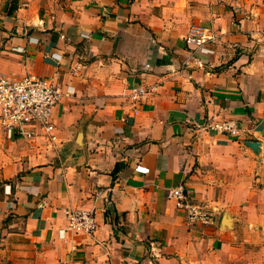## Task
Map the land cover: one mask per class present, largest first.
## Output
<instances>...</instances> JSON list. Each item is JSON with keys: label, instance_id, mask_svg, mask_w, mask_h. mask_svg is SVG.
<instances>
[{"label": "crops", "instance_id": "1", "mask_svg": "<svg viewBox=\"0 0 264 264\" xmlns=\"http://www.w3.org/2000/svg\"><path fill=\"white\" fill-rule=\"evenodd\" d=\"M30 73L74 93L50 135L0 130V264H264V0H0V76Z\"/></svg>", "mask_w": 264, "mask_h": 264}, {"label": "built area", "instance_id": "2", "mask_svg": "<svg viewBox=\"0 0 264 264\" xmlns=\"http://www.w3.org/2000/svg\"><path fill=\"white\" fill-rule=\"evenodd\" d=\"M96 1V0H88ZM208 36L199 26H191L185 40L204 50ZM74 93L72 86L57 84L51 79L35 74L21 78L0 76V130L8 138L32 139L38 130L50 135L54 129L51 121L52 111L62 98ZM141 91L132 89L131 97L137 99ZM217 132L235 134L237 122L233 119L211 121L206 126ZM53 139V136H50ZM167 197L185 211V221L189 225L208 224L214 220L213 210L202 202L194 200L184 183L167 190ZM66 228L75 232L93 234L97 221L92 208H72L63 210ZM115 264V263H113Z\"/></svg>", "mask_w": 264, "mask_h": 264}, {"label": "water", "instance_id": "3", "mask_svg": "<svg viewBox=\"0 0 264 264\" xmlns=\"http://www.w3.org/2000/svg\"><path fill=\"white\" fill-rule=\"evenodd\" d=\"M249 144L252 146V147H256V142H249Z\"/></svg>", "mask_w": 264, "mask_h": 264}, {"label": "rangeland", "instance_id": "4", "mask_svg": "<svg viewBox=\"0 0 264 264\" xmlns=\"http://www.w3.org/2000/svg\"><path fill=\"white\" fill-rule=\"evenodd\" d=\"M29 1V0H28ZM232 1H234V2H241V1H243V0H232Z\"/></svg>", "mask_w": 264, "mask_h": 264}, {"label": "trees", "instance_id": "5", "mask_svg": "<svg viewBox=\"0 0 264 264\" xmlns=\"http://www.w3.org/2000/svg\"><path fill=\"white\" fill-rule=\"evenodd\" d=\"M14 8V6H12V9Z\"/></svg>", "mask_w": 264, "mask_h": 264}]
</instances>
